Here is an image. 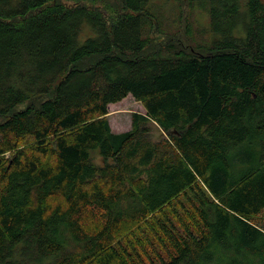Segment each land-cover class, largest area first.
<instances>
[{"label":"trees","instance_id":"1","mask_svg":"<svg viewBox=\"0 0 264 264\" xmlns=\"http://www.w3.org/2000/svg\"><path fill=\"white\" fill-rule=\"evenodd\" d=\"M0 264H264V0H0Z\"/></svg>","mask_w":264,"mask_h":264},{"label":"rangeland","instance_id":"2","mask_svg":"<svg viewBox=\"0 0 264 264\" xmlns=\"http://www.w3.org/2000/svg\"><path fill=\"white\" fill-rule=\"evenodd\" d=\"M184 9V7H182ZM186 10V9H185ZM204 15H201L200 10H196L195 11V15L196 18L198 19V22H194V21H187L189 22V26L192 27H197L198 29H200V25L201 26H205V22L207 21L205 13L203 12ZM189 19L190 16H189ZM192 23H191V22ZM185 21H182V30H181V34H179V36L182 37V34L186 31H189L187 28H185ZM191 35V34H190ZM192 38H195L194 36L191 35ZM133 112H138V113H144V108L142 106V104L140 102H138L137 100H135L130 94H128L125 98H123L122 100H120L119 102H117L115 105H109L108 106V114H107V118L109 121V124L111 125V129L112 131H126L130 128V124H131V114ZM110 122L114 123L116 122L118 124V126L120 127H115L113 124H111ZM153 134L152 137L153 138H160L161 136L165 135L164 132L158 128L157 126L153 127L152 130Z\"/></svg>","mask_w":264,"mask_h":264},{"label":"crops","instance_id":"3","mask_svg":"<svg viewBox=\"0 0 264 264\" xmlns=\"http://www.w3.org/2000/svg\"><path fill=\"white\" fill-rule=\"evenodd\" d=\"M118 102H119V101H118ZM116 103H117V102H116ZM116 103H110L109 105H112V104L115 105ZM109 105H108V106H109ZM110 123L113 124L115 127H120V126H118V124H117L116 122H114V123L110 122ZM109 125H110V124H109ZM110 127H111V125H110ZM112 129H115V128H112ZM129 129H130V128H129ZM129 129H128V130H129ZM114 132H122V131H114Z\"/></svg>","mask_w":264,"mask_h":264}]
</instances>
